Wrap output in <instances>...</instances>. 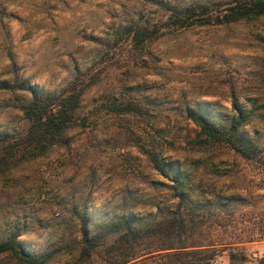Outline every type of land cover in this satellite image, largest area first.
<instances>
[{
  "label": "rangeland",
  "instance_id": "rangeland-1",
  "mask_svg": "<svg viewBox=\"0 0 264 264\" xmlns=\"http://www.w3.org/2000/svg\"><path fill=\"white\" fill-rule=\"evenodd\" d=\"M152 1L0 0V82L16 78L59 93L77 72L98 75L82 97L68 145L0 182V240L16 231L29 253L55 250L48 264H104L79 261L78 215L102 222L173 210L170 182L148 160L153 151L190 173L193 199L226 206L203 217L204 241L231 245L210 264H264L257 234L264 222V15L169 32L142 51L128 43L113 47V31L132 20L166 21ZM158 1L184 7L230 0ZM28 100L27 93L0 91L2 133L26 128L15 105ZM102 102L140 111L112 113L99 109ZM190 113L222 125L242 120L241 134L255 141L257 158L200 137ZM138 260L162 263L157 256ZM0 264L20 263L0 255Z\"/></svg>",
  "mask_w": 264,
  "mask_h": 264
},
{
  "label": "trees",
  "instance_id": "trees-1",
  "mask_svg": "<svg viewBox=\"0 0 264 264\" xmlns=\"http://www.w3.org/2000/svg\"><path fill=\"white\" fill-rule=\"evenodd\" d=\"M152 3L167 14L164 22L137 18L113 31V47L128 43L134 51L166 33L193 26L226 25L264 15V0H230L225 3H193L175 7L167 2ZM264 42V41H263ZM98 80L97 74L77 72L67 88L59 93L44 92L16 78L0 82V91L27 93L30 100L15 107L21 112L26 128L15 135L0 131V182H5L20 166L44 158L55 147L68 145L67 133L79 127L78 112L82 97ZM100 110L112 113L139 112L138 107L102 102ZM188 118L199 128V136L212 143L228 146L247 160L258 156L254 140L241 134L242 120L235 118L222 125L207 114L190 113ZM151 168L168 179L172 197L177 199L173 210H159L146 216L120 215L102 222L78 215L81 232L79 261L99 258L104 264H137L157 256L161 264H210L217 250L231 245L204 240L208 238L203 217L212 209H221L219 201L200 204L192 197L191 175L181 167L164 161L158 153L148 152ZM223 212V211H222ZM89 226H93L90 230ZM264 238V222L258 233ZM18 233L10 232L0 240V255H7L20 264H48L56 251L29 253L17 241Z\"/></svg>",
  "mask_w": 264,
  "mask_h": 264
}]
</instances>
